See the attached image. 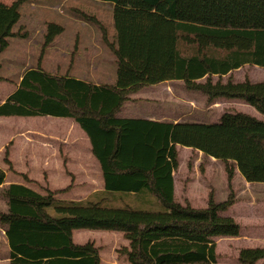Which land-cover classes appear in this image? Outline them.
Returning <instances> with one entry per match:
<instances>
[{"label":"trees","instance_id":"16d2710c","mask_svg":"<svg viewBox=\"0 0 264 264\" xmlns=\"http://www.w3.org/2000/svg\"><path fill=\"white\" fill-rule=\"evenodd\" d=\"M28 1H0V54L10 38L26 35L16 27L20 7ZM97 1L111 5L113 35L96 15L80 9L76 14L97 29L112 52L115 84H95L70 71H46L41 55L0 104V116L73 119L90 139L104 189L86 199L67 200L48 187L40 193L11 184L4 191L8 210L0 211L10 264H102L94 242L74 241L77 229L123 232L128 245L119 254L129 264H218L214 237L238 236L241 231L234 217L223 214L234 203V194L221 202L210 195L205 208L177 201V146L223 161L229 181L238 169L247 182L264 183V120L237 110L225 111L213 123L120 114L131 93L167 80H181L188 91L205 95L208 104L237 99L264 114V81L246 77L235 82L233 77V71L245 65L264 68V27L183 21L178 0ZM63 30L61 24L48 23L45 45ZM5 160L10 165L8 150ZM4 179L0 167V186ZM238 260L264 264V248H242Z\"/></svg>","mask_w":264,"mask_h":264},{"label":"rangeland","instance_id":"374dc122","mask_svg":"<svg viewBox=\"0 0 264 264\" xmlns=\"http://www.w3.org/2000/svg\"><path fill=\"white\" fill-rule=\"evenodd\" d=\"M6 3H12L14 0H0ZM251 3L246 5L244 2L237 4L233 0L231 14L227 16L228 21H208L217 25L227 22H239L251 26L264 27V5H259L258 0H250ZM264 2V1H261ZM241 3V2H240ZM236 5V6H235ZM84 8V11L96 15L108 28L110 35L115 32V26L112 16L106 10L104 4L92 0H30L21 5V19L17 25L26 32L24 37L10 38L9 47L0 54L2 64L0 75V102L16 87L20 75L26 68L33 67L38 63V58L42 55V66L46 71L53 73H66L70 71L73 74L81 75L88 79L101 78V80L116 81V65L114 56L107 49L101 39L97 29L89 24L77 27L67 20L68 14L73 11L76 14L78 8ZM76 8V9H75ZM74 9V10H73ZM220 8H210L209 13L218 19L221 15L217 14ZM71 10V11H70ZM182 11V8H180ZM203 13L204 9H201ZM186 11H184V14ZM183 17H191L188 12ZM239 20V21H238ZM56 22L64 26L61 32L51 44L45 45V34L48 23ZM86 31L87 33L96 32V37L83 40L87 46L79 44L76 50L72 48L75 41L72 36L77 30ZM262 68V67H261ZM264 81V71H261ZM180 87H178L179 89ZM183 88V87H182ZM187 96L192 97V101L197 105L190 114L184 117L186 122L213 123L218 120L220 111L223 108H217L213 117H209L208 112L204 111L203 98H207L202 93L188 91L183 89ZM183 96L187 102L186 95ZM228 103H224V107ZM187 106V105H185ZM231 106V105H230ZM228 107V106H227ZM234 107H239L235 104ZM220 108V109H219ZM183 109V108H182ZM184 111L187 109H183ZM186 112V111H185ZM216 114V115H215ZM257 118L264 120V114L257 112ZM42 118V119H40ZM40 118H16L0 119V166L3 169H10L12 163L9 160L10 150L7 137L11 134L16 139V133L30 128H40L44 126L59 127L60 124L49 123L44 117ZM19 142H24V137H18ZM188 148V147H184ZM8 150V160H5L6 151ZM179 159L182 161V170L176 171L178 181L177 201L184 203L188 201L196 208H205L208 205L210 195H213L215 201L221 202L229 200L233 193L234 203L223 214L234 217L241 225V231L238 236H218L214 237L216 243V253L218 264H239V253L245 247H263L264 248V183L247 182L250 185H244L246 180L236 169L235 175L229 181L225 164L219 159L209 158L198 151H185L179 153ZM17 163H22L20 159ZM21 167H19L20 169ZM33 171L32 168H29ZM36 170L35 178L39 175V169ZM29 173V172H28ZM47 176V172H44ZM21 180V177H19ZM40 184L34 179L31 183L37 190L44 191L47 186L45 179ZM5 188L0 189V211L5 212L7 198L4 196ZM0 227H5L0 223ZM1 232V228H0ZM2 237V235L0 234ZM74 241L76 243L94 242L100 248L102 264H129L126 257L119 254V250L127 246L128 240L124 233L120 231L77 229L74 232ZM4 239L0 238V250L4 249Z\"/></svg>","mask_w":264,"mask_h":264},{"label":"crops","instance_id":"0c3cea01","mask_svg":"<svg viewBox=\"0 0 264 264\" xmlns=\"http://www.w3.org/2000/svg\"><path fill=\"white\" fill-rule=\"evenodd\" d=\"M92 1L104 4L107 7L106 10L109 12L110 16H112L111 5L109 3L97 0ZM234 1H237V4L241 5L242 2H244L246 5L251 3L250 0ZM261 1L264 0H258L259 5H264V2ZM3 3L10 4L6 2ZM178 4V17L180 20L205 24L208 21H219L220 19H222V21H228L229 18H227V16L231 14V10L229 8H231L233 5V0H178ZM180 8H182V11H180ZM210 8H220L217 14L221 15V17L215 19V14L211 15L209 13ZM78 9L84 11V8L82 7ZM201 9H204L203 13H200L202 12ZM184 11H186L185 14ZM188 12L191 14V17H183ZM67 16V20L73 23L76 27L77 25H79V27L82 25H87L86 21L81 18H77L73 11H71ZM242 25L244 24L232 21L224 24V26L234 27H239ZM96 35V32L87 33L86 31L77 29L72 36L73 40L75 41V44H73L72 48L76 50V47L78 48L79 44H83V48L86 49L87 46L83 40L91 37L94 38ZM261 71H264V68L259 66L245 65L233 71L234 81L240 82L246 77H248L252 82L263 81L260 79L263 78ZM73 75L80 79L92 81L95 84H115L116 82H113V79L107 81L101 80V78L88 79L81 75ZM216 78L217 76H214V80H216ZM227 78L228 75H225L223 77V81L225 82ZM178 87L180 88L178 89ZM15 89L16 87L5 97V99ZM183 89L185 88L181 80H167L145 86L129 95V101L125 103L120 116L125 118H141L153 121L174 123L184 121V117L192 115L190 114V111L195 109L197 105L193 103L191 95L187 96ZM182 93L186 95L187 102L185 105L187 106L183 105L185 100H183V96H181ZM5 99H3L0 104L3 103ZM202 99L204 100L202 109L208 112L207 116L209 117L214 116L213 114L217 112V108L220 107L219 105H221V108L223 109L222 111L218 112V119L225 111L237 110L248 113L255 117H257L256 113L259 112L253 106L237 99L227 100L224 98H219L210 104L207 103V98L202 97ZM224 103L228 104L224 107ZM235 104H239V107H234ZM182 108L187 109L185 110L186 112ZM29 117H44L48 119L47 121L49 123L60 124V126H44L42 129L26 127V129L16 133V139H13V135L11 134L7 137L8 143L10 144L9 160L11 161L12 166L11 170H5L0 166L5 171V179L0 186V189L5 188L6 190L11 184L16 183L24 184L40 193L44 192L37 190L36 188L32 187L33 185L31 183L26 182L24 180L23 174L27 175L31 180L34 179L40 184L42 183V185H44L42 181L46 179L48 184L44 187H48L50 190L58 192L56 193V197L60 199L82 200L104 189L103 170L100 162L92 153L90 139L88 138L85 131L73 119L66 117H53L49 115L28 117L0 116V119ZM18 137H24V142H19V139H17ZM177 148L179 153H181L182 150H193L189 147L183 149V147L179 145ZM1 149H3V146L0 147V150ZM198 152L203 155L201 151ZM209 158L214 159V157L211 156H209ZM18 159H20L22 163H17ZM19 167L21 168L19 169ZM29 168H32L33 171H30ZM35 168H38L40 173L37 177L33 178L31 175L35 176ZM181 170L182 161L179 162V167L176 171L179 172ZM45 171L47 172V176L44 173ZM176 171L173 173L175 182V199L178 196V181L176 179ZM19 177H21V180ZM244 185L250 184L246 181ZM7 210L8 205L6 201V208L4 211ZM0 228V234L4 239L3 243L5 246L3 250H0V264H10V248L5 233V227ZM2 237L0 236L1 239Z\"/></svg>","mask_w":264,"mask_h":264}]
</instances>
